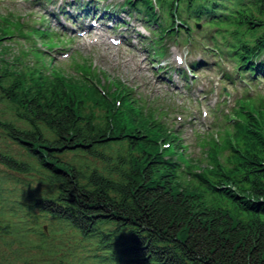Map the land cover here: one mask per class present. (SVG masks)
<instances>
[{"label": "trees", "instance_id": "1", "mask_svg": "<svg viewBox=\"0 0 264 264\" xmlns=\"http://www.w3.org/2000/svg\"><path fill=\"white\" fill-rule=\"evenodd\" d=\"M260 15L264 18V0H255L236 25L254 35L260 30L264 40ZM29 76L0 58V103L5 104L0 129L28 157L0 149V166L37 175L40 185H47L38 193L23 192L14 202L24 210L18 225L8 221L13 210L0 209V229L14 232L19 257L31 247L43 256L59 253L51 235L67 227L111 251L104 264H264V142L259 135L239 124L236 135L248 149L254 139L252 151L231 173L219 174L213 187L203 174L179 177L178 168L156 154V144L139 135L140 119L130 112V120L122 121L88 81L30 85L23 93ZM0 177L2 200L9 195L8 183L18 177ZM216 196L235 200L253 215L227 209ZM42 219L53 221V229L47 232ZM59 256L56 264H71L65 263L66 255ZM22 260L40 261L36 255Z\"/></svg>", "mask_w": 264, "mask_h": 264}, {"label": "rangeland", "instance_id": "2", "mask_svg": "<svg viewBox=\"0 0 264 264\" xmlns=\"http://www.w3.org/2000/svg\"><path fill=\"white\" fill-rule=\"evenodd\" d=\"M0 107H5V104L0 103ZM7 117H11L8 113ZM185 136V135H184ZM0 149L10 151L15 155H19L23 158H28L23 148L20 145L9 139L3 131L0 129ZM72 154L68 153L65 155V159H71ZM4 173H9V175H14L18 177L17 180H12L8 183V188L6 191L9 194L8 197L6 194H3V199L0 200V208H4L6 211L13 210L14 214L10 212L7 214V217L11 222L15 225H18L20 222V217L24 215V210L22 207L15 205L14 202L23 195V192L29 193L34 192L38 193L40 190L47 189V185H40L38 181L37 175H21L18 173H13L7 171L3 166H0V175ZM1 180V177H0ZM7 186V185H6ZM11 190H18L16 194L13 196L10 193ZM6 198V199H4ZM17 210V211H16ZM51 220V219H49ZM55 222V221H54ZM42 226L46 224V231L49 232L53 227L49 223H53V221H45L42 219ZM106 227H110V225H105ZM14 233V232H13ZM13 233H5L3 229H0V262L5 264H23V260L25 257L30 256H38L39 260L37 264H56V259L58 255L62 256L66 255L65 263L70 262L71 264H103L102 260L110 258L112 253L107 249H102L98 240L95 238L92 239H84L80 234L70 228L64 229L62 232L56 233L55 231L52 233L51 237L56 244V250L59 252L54 255L45 254L41 255V252L36 253V249L31 247L30 250L25 251L23 257H19L20 249L18 245V238ZM4 234V235H1ZM31 236V234H30ZM59 256V257H60ZM107 257V258H104ZM118 257V256H117Z\"/></svg>", "mask_w": 264, "mask_h": 264}, {"label": "water", "instance_id": "3", "mask_svg": "<svg viewBox=\"0 0 264 264\" xmlns=\"http://www.w3.org/2000/svg\"><path fill=\"white\" fill-rule=\"evenodd\" d=\"M0 264H5V263H1V262H0Z\"/></svg>", "mask_w": 264, "mask_h": 264}]
</instances>
